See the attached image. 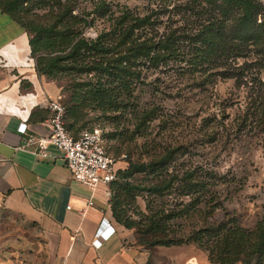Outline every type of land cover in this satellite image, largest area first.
<instances>
[{"label":"rangeland","instance_id":"obj_1","mask_svg":"<svg viewBox=\"0 0 264 264\" xmlns=\"http://www.w3.org/2000/svg\"><path fill=\"white\" fill-rule=\"evenodd\" d=\"M13 1L0 0V5L10 7ZM91 1L26 0L18 14L23 21L53 22L58 5L69 4L82 16L91 10ZM110 1L124 4L139 15L158 8L159 28L165 24L197 27L206 14L204 0ZM261 17L258 15L256 22ZM73 27L89 39L95 36L100 21H75ZM259 76L262 82L263 71ZM47 77L60 87V100L65 106L76 101L70 99L76 81L89 78L97 84L95 75L70 70ZM120 77L127 80V87L118 84L119 78L114 83L121 92L118 98L127 105L114 111L117 116L101 113L93 100L77 107L75 122L66 115L65 124L73 132L100 129L106 151L117 167L110 183L111 205L120 218L117 222L129 231L134 244L148 249L149 264H170V259L183 261L194 254L206 257L211 238L207 242L202 229L231 222L251 229L264 217V108L258 113L246 112L248 94L243 83L237 84L234 76L205 77L199 71L175 65H142L137 72ZM256 89L263 95L264 82ZM129 164L132 168L124 172ZM167 180L169 186L159 189ZM21 229L0 215V251H10L3 242L9 236L20 238L14 230ZM198 235L201 244L194 240ZM248 251L244 247L238 256L254 264L256 255ZM11 257L15 258L14 254ZM210 262L242 264L236 258Z\"/></svg>","mask_w":264,"mask_h":264},{"label":"trees","instance_id":"obj_2","mask_svg":"<svg viewBox=\"0 0 264 264\" xmlns=\"http://www.w3.org/2000/svg\"><path fill=\"white\" fill-rule=\"evenodd\" d=\"M204 1L206 14L198 26L190 25L180 29L171 24L159 28L161 11H157L158 8H151L139 15L126 5L110 0H92L91 10L82 16L74 12L69 4L58 5L53 22L23 21L18 11L26 0H15L10 7L0 5V10L27 31L30 55L37 73L47 77L56 71L70 70L84 76H96L97 84L89 78L74 83L76 89L70 97H74V103L65 106L60 100L64 105L65 119L66 115L72 116L75 122L77 107L90 104L93 100L94 106L101 113L109 112L112 117L117 116L118 113L114 114V111L119 112L127 104L118 98L121 92L117 90L118 85L114 81L119 78L118 84L125 89L127 80L121 79L120 75L137 72L142 65H175L199 71L205 77L214 74L220 78L234 76L237 84L241 82L246 87V112L258 113L264 108V93L262 95L258 89L254 91L259 83L264 82V79L261 82L259 76L261 71L264 73V0ZM21 12L25 14L26 10ZM90 12L91 16L87 17ZM258 15L262 17L256 22ZM95 19L100 21V27L93 38L84 37L73 27L75 21L90 23ZM57 51L62 53H53ZM86 98H89L88 102ZM84 129L92 128H81L76 132L69 130L76 135ZM162 160H166L164 155ZM130 167L132 165L129 164L122 170L128 172ZM185 176H189V173ZM111 181V214L116 221H120L114 205H111ZM168 186L167 180L162 182L159 189ZM152 189L157 190L156 186ZM202 231L207 242L211 238L206 253L209 262H230L236 258L242 264H247V258L238 256L245 247L249 249V255H256L254 264H264V217L251 229L231 222L227 225L216 224ZM200 237H194L199 244Z\"/></svg>","mask_w":264,"mask_h":264},{"label":"crops","instance_id":"obj_3","mask_svg":"<svg viewBox=\"0 0 264 264\" xmlns=\"http://www.w3.org/2000/svg\"><path fill=\"white\" fill-rule=\"evenodd\" d=\"M58 96L56 81L34 68L27 31L0 10V215L22 228L14 230L20 238L3 242L13 250L0 251V264H149L148 249L111 214L109 183L89 189L71 178L54 147L19 146L18 123L46 135V104ZM188 257L170 264H211Z\"/></svg>","mask_w":264,"mask_h":264},{"label":"built area","instance_id":"obj_4","mask_svg":"<svg viewBox=\"0 0 264 264\" xmlns=\"http://www.w3.org/2000/svg\"><path fill=\"white\" fill-rule=\"evenodd\" d=\"M46 106L48 133L37 137L28 134L25 123L19 122L16 127L22 134L19 146L32 151H44L48 145L54 147L71 178L89 189L114 179L117 167L114 158L106 151L100 129L81 130L73 135L65 124V109L60 97L49 99Z\"/></svg>","mask_w":264,"mask_h":264}]
</instances>
